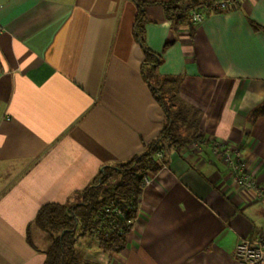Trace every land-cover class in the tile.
Here are the masks:
<instances>
[{"label":"crops","instance_id":"obj_1","mask_svg":"<svg viewBox=\"0 0 264 264\" xmlns=\"http://www.w3.org/2000/svg\"><path fill=\"white\" fill-rule=\"evenodd\" d=\"M142 1L158 78L200 117L201 137L163 151L124 249L103 254L94 244L91 255L239 264L235 244L264 235V200L231 181L213 143L236 147L264 187V0L205 11L197 24L166 17L174 0ZM136 11L132 0H0V264H43L49 237L32 224L37 210L77 201L102 167L159 135L165 117L142 75Z\"/></svg>","mask_w":264,"mask_h":264},{"label":"trees","instance_id":"obj_2","mask_svg":"<svg viewBox=\"0 0 264 264\" xmlns=\"http://www.w3.org/2000/svg\"><path fill=\"white\" fill-rule=\"evenodd\" d=\"M132 1L137 8L132 32L144 53L142 75L148 82L153 97L163 109L164 125L143 153L102 167L93 181L78 194L77 201L67 205L46 203L37 210L32 224L46 232L49 237L43 264H101L92 255L87 256L84 252H79V237L92 238L103 254L122 251L127 242V235L138 216L143 178L159 170L165 162L164 153L163 157L158 159L155 157L156 152L201 137L198 127L200 117L176 98L171 81L158 78L156 69L162 57L150 51L143 39L145 2ZM180 1L174 0L164 4L167 18L182 20L189 9L211 4L214 0L193 2L185 6H182ZM209 9L215 12L225 11L216 7ZM249 24L253 30H263L253 21L249 20ZM167 93L172 94L175 99V111H171L167 106L168 103L164 99V94ZM259 112L264 113V106ZM27 239L30 241L29 236Z\"/></svg>","mask_w":264,"mask_h":264},{"label":"built area","instance_id":"obj_3","mask_svg":"<svg viewBox=\"0 0 264 264\" xmlns=\"http://www.w3.org/2000/svg\"><path fill=\"white\" fill-rule=\"evenodd\" d=\"M236 0H214L211 4L194 7L190 10V22L200 23L203 20L204 12L210 8L231 9ZM213 149L230 170L231 181L239 187H243L252 192L255 199L264 200V187L249 172L246 160L242 157L236 147L225 148V143L214 142ZM155 157H163V150H158ZM162 164L161 168L165 167ZM152 177L148 174L143 178V186L149 185ZM135 221V220H134ZM134 223V222H133ZM234 258L239 264H264V235L257 239H241L235 244Z\"/></svg>","mask_w":264,"mask_h":264},{"label":"rangeland","instance_id":"obj_4","mask_svg":"<svg viewBox=\"0 0 264 264\" xmlns=\"http://www.w3.org/2000/svg\"><path fill=\"white\" fill-rule=\"evenodd\" d=\"M185 20L188 22L189 19H190V11L188 10L185 14ZM152 83L154 85H156L154 83V80H152ZM164 99L166 101V103H168L167 106H169V109L171 111H175L176 109V106L174 105V102H175V99L173 98L172 94L170 93H167V94H164ZM169 101V102H168ZM91 239V241L89 240ZM88 242L90 241L87 245L85 244V242ZM78 242L81 244V247L79 248V252L81 251L82 253L84 252L87 256L88 255H91L92 254V251H93V248H94V240L92 238H88V237H79L78 238Z\"/></svg>","mask_w":264,"mask_h":264}]
</instances>
